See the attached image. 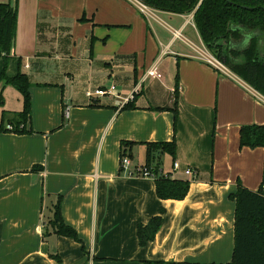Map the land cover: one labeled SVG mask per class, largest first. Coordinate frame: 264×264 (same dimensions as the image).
<instances>
[{"label":"crops","instance_id":"obj_1","mask_svg":"<svg viewBox=\"0 0 264 264\" xmlns=\"http://www.w3.org/2000/svg\"><path fill=\"white\" fill-rule=\"evenodd\" d=\"M0 3L17 15L5 76L25 74L31 100L20 126L27 133L6 131L24 101L0 81V264L230 262L229 196L238 182L264 188V148L239 147L242 126L264 124V97L199 57L207 49L193 14H143L127 0ZM111 86L114 95H86ZM128 103L135 109H124ZM173 139L175 156L163 155L169 164L163 159L159 169L189 190L183 200H159L154 179L120 170L121 142L135 143L132 168L144 164L142 143ZM57 197L84 251L66 237L43 238V207L50 216ZM160 208L158 233L140 247L137 227Z\"/></svg>","mask_w":264,"mask_h":264},{"label":"trees","instance_id":"obj_2","mask_svg":"<svg viewBox=\"0 0 264 264\" xmlns=\"http://www.w3.org/2000/svg\"><path fill=\"white\" fill-rule=\"evenodd\" d=\"M155 11L179 15L193 14V22L199 37L209 51L233 75L264 97V0H141ZM16 9L9 4L0 3V57L4 65L0 81L12 85L23 97V111L15 115L13 132L27 133L20 126L30 117L31 100L28 77L18 72L7 78L5 71L9 54L16 36ZM178 81V77H176ZM177 92V91H176ZM177 94V93H176ZM126 110H134L128 103ZM161 110V109H157ZM174 112V124L177 114ZM135 143L122 141L120 160L131 158V149ZM145 146L143 167L153 175L155 193L159 200H183L189 190V182L172 180L162 175L161 159L163 155L175 156L176 142L142 143ZM240 148H264V124L245 125L239 130ZM61 197L51 207V215L46 217L43 238L50 234L66 237L84 247L76 231L67 226L61 216ZM235 203L234 242L231 261L225 264H264V191L243 187L239 182L236 190L229 196ZM164 210L152 217L145 225L137 227L136 236L140 247L152 242L158 233ZM145 264H177L164 261H147Z\"/></svg>","mask_w":264,"mask_h":264},{"label":"built area","instance_id":"obj_3","mask_svg":"<svg viewBox=\"0 0 264 264\" xmlns=\"http://www.w3.org/2000/svg\"><path fill=\"white\" fill-rule=\"evenodd\" d=\"M130 4H132L134 7H136L141 13L146 14L149 11V8L145 6L141 0H127ZM199 57L203 59L208 65H210L212 68L217 70L218 72L228 75V76H233L234 75L220 62L218 61L214 56L208 53L207 50L204 51H199ZM149 75H154V71L148 72ZM246 90H248L252 95L257 97L258 99H263L260 94H258L256 91H254L252 88L247 86L246 84H243V82H240ZM115 88L114 86H111L108 90L107 89H97L96 91L92 92H87V97L89 99L93 98H99L107 95H114ZM133 99V96H132ZM264 100V99H263ZM64 117H68V113L64 112ZM22 128V127H20ZM6 131L13 132V127L11 125L6 126ZM120 170L127 172L129 175H134V176H139V177H148L153 179V175L150 174L146 168L143 166H135V167H130V159L127 157H123L120 160ZM179 166L176 162L173 163V170L176 171L178 170ZM185 176L188 178H193L195 176V172L192 171L191 169H186L184 172ZM264 191V188H263Z\"/></svg>","mask_w":264,"mask_h":264},{"label":"rangeland","instance_id":"obj_4","mask_svg":"<svg viewBox=\"0 0 264 264\" xmlns=\"http://www.w3.org/2000/svg\"><path fill=\"white\" fill-rule=\"evenodd\" d=\"M133 7V6H132ZM134 8V7H133ZM135 9V8H134ZM136 10V9H135ZM0 60L2 61V63L0 62V69L1 68H3V65H4V62H3V59L2 58H0ZM10 63V61L8 60V62H7V69H10V67H11V64H9ZM2 66V67H1ZM2 70V69H1ZM164 158L162 157V160H161V165H162V162L165 160V161H167V164H169V158H165L164 160H163ZM164 164V163H163ZM49 207V205L47 204V207H45V205H44V207H43V215H45L46 217H47V215L49 214L48 212H47V208ZM231 258H232V253H231ZM230 261H231V259H230Z\"/></svg>","mask_w":264,"mask_h":264}]
</instances>
